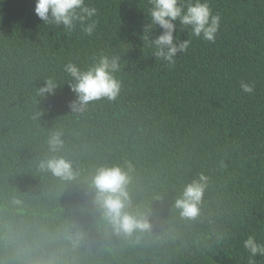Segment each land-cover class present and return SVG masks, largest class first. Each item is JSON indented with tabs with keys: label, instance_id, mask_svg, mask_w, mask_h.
<instances>
[{
	"label": "trees",
	"instance_id": "16d2710c",
	"mask_svg": "<svg viewBox=\"0 0 264 264\" xmlns=\"http://www.w3.org/2000/svg\"><path fill=\"white\" fill-rule=\"evenodd\" d=\"M207 2L221 17L215 42L176 22L191 44L169 64L147 40L162 31L146 34L150 0H85L91 35L45 25L35 0H0V264H249L244 239L264 243V0ZM104 55L119 57V96L73 110L65 65ZM53 156L72 162L75 181L40 169ZM102 166L128 173V211L150 230L116 235L93 206ZM200 174L189 219L175 201Z\"/></svg>",
	"mask_w": 264,
	"mask_h": 264
},
{
	"label": "clouds",
	"instance_id": "9594fccd",
	"mask_svg": "<svg viewBox=\"0 0 264 264\" xmlns=\"http://www.w3.org/2000/svg\"><path fill=\"white\" fill-rule=\"evenodd\" d=\"M34 13L45 25H63L66 30H71L80 24L87 35H91L95 28V22L89 23V20L96 15V8L87 5L85 0H35ZM147 15L149 23L146 34L156 26L162 29L155 39L150 40L147 34V40L155 50L154 55L169 64L174 63L177 53L186 52L191 44L189 38L180 41L178 36H174L176 22L189 29L191 36L214 43L221 20L219 14L212 13L207 0H187L186 3L184 0H150ZM64 70L73 81L69 85L75 96L69 105L73 110H79L87 103L101 98L115 100L120 94L121 84L115 76L119 70V57L101 56L97 63L86 70L70 62ZM240 87L245 93L254 92L253 83L241 81ZM53 88L54 84L48 81L40 92L51 94ZM48 143L50 151L55 153L63 145L61 135L54 133ZM39 167L64 181H75L78 175L72 162L63 157L43 159ZM207 180L205 175L200 174L185 185L175 201L181 216L194 219L199 215ZM130 181L128 173L119 166L99 167L91 178V202L116 235L131 236L134 232H144L151 228L146 215L128 211L131 204L128 191ZM243 247L250 255L249 264H256L255 258L258 255L264 257V243H259L255 236L250 235L244 239Z\"/></svg>",
	"mask_w": 264,
	"mask_h": 264
}]
</instances>
